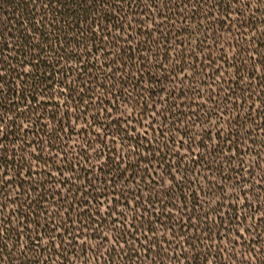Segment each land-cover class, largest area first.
Wrapping results in <instances>:
<instances>
[{
    "label": "trees",
    "instance_id": "trees-1",
    "mask_svg": "<svg viewBox=\"0 0 264 264\" xmlns=\"http://www.w3.org/2000/svg\"><path fill=\"white\" fill-rule=\"evenodd\" d=\"M108 2L112 4L109 9L97 8L96 11H87L83 0H62V2L61 0H35V2L34 0H0V37H2L0 39V48H7V44L13 41L23 44L24 36L30 35L29 29H40L45 34L40 37L41 40L45 43L50 40V45L47 47L46 52L40 53L39 60L35 61L39 64V67L34 69V77L38 76L40 80L25 77L29 85L40 84L42 87H46L47 90L43 101H41L39 95H36L35 98L29 95L32 92V88L25 89L23 94H21V89L18 86L16 91L10 89L6 93L7 100L4 101L5 108L10 107L9 101L16 106L13 109V112H15L13 118L18 124H27L31 131L29 132L28 129H25L23 132H19L13 122L10 121V130L3 139L16 140V135L14 134L19 132V136L23 141H40L43 150L41 151V148H37L36 151L40 152L42 157L38 162L41 171H46L51 167L52 172L56 173L60 166L61 160L52 161L48 156L49 152L58 153L61 158L67 153L68 158L71 160V168L78 172V177H83L85 187L87 188L85 180L87 176L92 177L94 185L100 186L92 195L101 201L109 196L108 192H104L103 195L100 194L103 188L107 186L102 181L113 179L112 172L107 168L102 174L99 168L85 172L84 169L90 167L87 162L88 157L84 156L80 164L77 165L75 152H73L71 147H66L64 143V141H67L68 145H73V142L77 140L83 143L84 137L87 136V132H82L79 137L77 136V132L80 131V126L83 125L84 120L75 121V115L69 114L75 107V101H80L79 110H83L88 104L94 105L87 110L88 113H91L96 111L95 105L100 103L96 97L103 93L104 104L112 109L113 116L119 115L116 108L126 112L128 109H132L135 104L134 116L139 115L141 111H145V120L150 118L148 115L152 110H156L159 120L167 124L165 131L171 129L168 135L176 140L181 137L185 138L186 142L191 144L192 155L196 151L200 152L198 156L202 154L203 158L199 162L202 165H198L194 160L191 164L184 165L182 161L174 160L175 157L173 155L165 156V160L169 161V163L179 161L176 162V165L187 170L182 173L184 179L190 183L175 186L173 191L168 194L167 199L162 198L161 192L147 190L148 185L145 186V189L142 186L141 192L142 190L149 191L155 200H160L158 202L160 205L165 203V207L162 208L163 211L167 209L177 210L176 207H173V203L178 207L181 201L187 197V207L193 210V222H196L198 217L202 218L205 211H207V221L201 219L198 228L186 227L185 225L181 228V231L188 228L189 232L186 235L183 234V237L192 239L196 248L208 257L207 261L198 258L197 264H261L259 258L256 260L251 259V262H247L246 257L249 256L251 258L256 253L247 252L246 250L243 256H240L237 251L230 253L228 259H224V253L217 251V244L220 243L223 246L227 243L221 239V234L227 233L229 224L235 226L243 220L244 224L255 226L254 231L250 230L247 232L250 236L248 240L243 237L244 243L252 242L255 249L264 251V223H260V220L255 221L256 218L254 216L256 213L253 214L255 209H260V211L256 210L260 215L261 211H264V208L261 210V201H264V188H261L260 193H258L259 199L256 198L257 201L252 203L251 207H248L245 211V206L240 208L234 199L231 202L226 198L225 190L219 182L212 183V181L204 177L205 186H194V182L190 181V179L192 177L191 174H194V171L201 166L205 172L212 171L217 179L233 182L234 176L239 175L236 167L233 168L237 161L229 163L226 158L222 159L217 156L222 154L221 148H223V152L231 151L232 154H236L239 157L243 156L245 154L244 150L252 145L254 149H258V152L255 153L254 150H249V152L257 157V166L260 171L263 170L264 113L257 116L255 115L256 113H252L244 118L240 112L244 104L239 103H264V81L258 82L259 74L253 76L249 73V68L252 67L253 61L264 54V31H262L264 30V8L254 9L255 3H251V0H248V6L243 9L242 13L237 10L241 16L237 15L234 7L229 8L231 17L243 20V25H241L235 22L230 24L224 19L226 15L225 8L228 7L225 0H219V8L212 6L208 0H191V2L189 0H164L162 2L161 0H121L118 4L114 0H108ZM256 2L260 3L261 0H256ZM78 3L80 4L79 7H77ZM44 4L48 5L46 9L43 7ZM185 4H187V7H185ZM209 7H212L211 13H208ZM96 12L100 14L97 15ZM209 14L215 19H207ZM42 15L43 22H41ZM50 19L57 22L55 28L49 27L47 22ZM92 20L98 21V25L97 23H89ZM160 21H163V23H158ZM197 25L199 30L195 27ZM78 30H83L84 34L80 35ZM249 32L251 34L255 33V35L249 38L247 34ZM72 33H76V35L73 36ZM149 33L151 34L149 35ZM37 35L39 36L40 32H37ZM62 40H70L72 43L65 44L61 51L78 50L86 47L94 54L95 59L93 55L87 57L86 73L81 72L77 75L76 72L71 71V68L79 63L74 59L61 60L59 64L55 63L52 49L59 48ZM77 40L80 41L79 44L76 43ZM8 50L11 51L12 49ZM8 50L5 49L4 54H9ZM222 50L227 57V63L220 59ZM38 51L33 50L28 53L26 48L16 49L15 57H9V59L12 64H17L22 55L27 54L35 57ZM232 51L233 54L238 53V55H235V59H233V54L230 56ZM249 53L252 54L251 57ZM145 56L149 62L148 70L137 72V67L141 66L140 60ZM112 60H115V63H112ZM154 60H160L167 67L162 68L158 65L153 67L152 62ZM176 60H180V63L185 66L184 73L180 72L179 66L173 70V64ZM213 61L212 67L217 65L221 67L222 77L220 73L213 75L212 68L206 66ZM231 64H235L236 67H230L229 65ZM121 65H123V69L117 71ZM188 65H192V67H188ZM4 66L7 68V63ZM62 67L63 71H61ZM80 67L84 68L85 65L80 64ZM237 68L240 69L239 73H237ZM260 69L264 72V66H260ZM11 71L13 73L12 79L9 77V84L13 83L15 85L16 76L14 70ZM113 72L115 73L114 76L112 75ZM189 72L193 73V76L185 78L183 83H181V76L187 75ZM69 75L75 79L78 89L83 88V92L79 96L73 94L71 100H66L65 96L58 95L59 90L65 87V84L58 81L61 79L66 81ZM88 76L93 77V79L88 82L87 87H84L81 81L86 80ZM149 76H155V79L150 80ZM165 76L169 78L164 79ZM45 77L50 79L45 80ZM138 78L143 79L141 84L137 86L136 80ZM221 79L225 81L223 90L218 87L221 84ZM146 84L150 86L148 89L144 88ZM249 84H251V87H249ZM106 88H110L111 91H105ZM90 89L91 91H89ZM36 91L39 92V89H36ZM137 91L143 94V98L139 99L138 103H135L138 99ZM127 92L132 93L131 99H127ZM209 92L212 93L211 96H209ZM117 94H119L117 103L127 102V108L123 107V104L116 103L113 105L111 103ZM163 100L168 104H155ZM200 100L215 104H209L210 107L206 105L194 106L193 103ZM38 101H40V104H37ZM62 101L69 104H59ZM182 101L190 104H171ZM228 101H233L231 103L234 104H218L220 102L229 103ZM25 105L28 106L25 107ZM261 105L264 108V104ZM158 106L163 108L159 111ZM18 109H23V112L21 113ZM213 110H215V114ZM161 111H163V115H159ZM191 112H195L196 115L189 120L188 114ZM220 112H223L224 116L228 118L227 121L221 119L224 136H227L230 131L234 133V136L228 137V139L232 140V144H228L223 136L217 135V128L213 127L214 116L218 117ZM181 113H184V115H181ZM205 113L208 114L207 117H205ZM37 114L41 119L39 123H33ZM9 115L12 114L9 113ZM100 115L103 120L107 113H101ZM172 115H175L177 119L173 120ZM85 119H88L87 115ZM193 120L199 121V123L192 124ZM73 121H75V126L67 127ZM133 123L135 124V120ZM174 123L176 127L172 126ZM45 124L54 126L57 129L63 127L67 135L61 133L60 139H56L52 134L51 128L45 127ZM156 127H159L158 123ZM197 127L205 128L199 134L196 130ZM192 133H196L194 139H190ZM93 135H95L94 130ZM153 135L158 134L149 131L148 136L152 138ZM161 137L163 140L159 138L158 148L161 155L168 153L172 147L177 146L168 141L166 136ZM89 139L91 140V138ZM201 139L203 143H201ZM53 141L55 146H53ZM218 141L219 144H217ZM165 142L168 143V148L164 147ZM208 145L216 146L217 152L209 154ZM146 150L145 148L141 151ZM186 150L188 151V149ZM27 151H31V148L29 147ZM75 151H80L79 144L75 146ZM88 152L92 156L95 154L91 152V149H88ZM8 155H11V152ZM81 155L83 154L81 153ZM100 159L103 160L106 157H101ZM44 160H49V164L45 165ZM95 163L96 161L93 160L92 164ZM144 163L147 162L145 161ZM164 165H166V168L169 166L168 163ZM68 168L69 165H65L64 177L70 174L73 175ZM85 173L86 176L84 175ZM262 174L258 180L262 178L261 181H264V170ZM124 175H127V173ZM138 175L134 182L139 179ZM58 177L60 176L53 175L49 179L46 176H34L33 180L37 181L38 185L33 184L31 187L28 184H25L22 188H18L16 184H13L8 189L0 186V202L4 203V206L0 208V219L9 217L10 220V216H16L17 220L12 222V226L17 230L22 228L26 233L21 237L23 244L31 243L32 245V250L27 251L25 254H18L16 253L15 245L9 251L0 242V247H3V252L0 253V261L3 264H71L73 254L82 255L84 261L88 263H90L88 260L89 254H91V260H94L95 264L114 263L115 257H112V254L105 255L106 258L104 259L99 256V252H94L89 246H83L79 249L69 247L66 253L64 249L53 248L45 252L42 246L38 247L34 241H30L29 238L31 236L40 234H44L41 245H43L45 239L48 240V233H51V224L47 222L48 213L51 214L53 222L59 223L61 219H66L70 230H76L79 225L88 223L91 227L87 231H91L96 225V217H92L89 220L88 215L81 217L77 211V208H79L91 214L96 210L95 207H89L88 204L80 202L84 197L76 190L79 187V183L70 181L68 184H60V186L63 185L62 187L70 189L72 192V195H67V200L65 201L62 191L55 188L59 181ZM210 177L208 176L207 178ZM76 180L80 181L79 178ZM122 182L118 180L115 192L111 193L112 197L119 196V198L124 199L123 196H120L119 189V185ZM12 188L16 189L15 193H12ZM202 188L209 190L208 196H205V192L200 190ZM25 191L28 193V199L39 200V203L33 204L30 208L27 203H21L17 207L10 202L13 199L24 201L23 193ZM38 193L43 195V199H39ZM92 195L87 196L88 203L96 205L97 201L92 199ZM5 196L8 197L7 200H5ZM204 200H207L208 203L201 204V201ZM169 201L172 204H168ZM45 204L51 205L52 208H47ZM255 204H257V208ZM213 208L216 211H213ZM151 213L152 211L149 210L147 213L148 217H144L145 224L152 218L157 217L156 214L152 216ZM218 213L222 215H218ZM161 217L168 220V223H163V225L167 224L172 230L180 227L177 221L169 219L168 216L166 217L162 214ZM182 219L181 224L184 222L187 224V217L182 215ZM154 224H152V227ZM146 228L144 231H146ZM191 230L193 231L192 233ZM62 232H64L63 229ZM174 232L181 236L180 232ZM205 232H207L206 236L204 235ZM52 234L60 235V233ZM94 234L96 233L94 232ZM81 236L83 237L84 235L81 234L80 238ZM195 237L200 239L197 240ZM12 239H15V234H13ZM68 239H71V237H68ZM78 240L74 242L76 247ZM11 242L12 240L8 241V243ZM185 243L187 245L190 242H185L184 240L183 244L185 245ZM206 245H210V247H205ZM238 247L239 245H237ZM158 250L160 252H157ZM188 250L191 252L193 249L189 248ZM162 251L160 243L154 244L151 251L146 253L145 257L147 258L144 257V259L150 260L151 264H192L191 261L185 258L187 253L180 257V260L170 261V257L163 255ZM140 252L139 250L130 251L131 254L134 253L136 255H132V259L137 258V253ZM144 259L138 262L132 260L128 264H147Z\"/></svg>",
    "mask_w": 264,
    "mask_h": 264
},
{
    "label": "snow or ice",
    "instance_id": "snow-or-ice-1",
    "mask_svg": "<svg viewBox=\"0 0 264 264\" xmlns=\"http://www.w3.org/2000/svg\"><path fill=\"white\" fill-rule=\"evenodd\" d=\"M35 2V0H34ZM62 2V0H61ZM115 3H120L121 0H114ZM162 2V0H161ZM191 2V0H189ZM209 3L212 4V6L219 8L220 3L219 0H208ZM83 3L86 6L87 11H96L97 8L99 9H109L112 4L108 2V0H83ZM225 3L228 5V7L225 8V17L224 19L228 21V23H238L243 25L242 19H236L234 17H231V13L229 11V8L234 7L235 11L240 10V12H243V9L248 6V0H225ZM251 3H255V8H264V0H261L260 3H257L256 0H251ZM80 4H77V7H79ZM43 7L46 9L48 7L47 4H44ZM185 7H187V4H185ZM212 12V7L208 8V13ZM97 15H99V12H96ZM238 16H241L238 14ZM207 19H215V17L211 16L210 14L207 16ZM41 22H43V15L41 16ZM48 25L50 28H55L56 21L53 19H50L48 22ZM89 23H97L98 21L92 20ZM131 27V25H129ZM197 30H199V26H195ZM30 35L24 36V43H18V42H11L7 44V48H0V186H2L5 189L11 188L13 184H16L18 188H22L25 184H28L29 187H31L33 184H37V181L33 180L34 176H41V177H48L51 179L53 175H59L60 179L57 182V186L60 184H68L71 181V176L68 177L67 180L64 179L65 174V165H69L68 170L72 171L73 175H76L78 177V172L71 168V160L68 158L67 153H65V156L63 158L59 157L58 153L49 152L48 156L51 158L52 161H56L58 159L61 160L60 166L57 169L56 173H53L51 170V167H49L46 171L40 170L39 161L42 159L40 152L36 151L37 148H41L40 141H23L21 137L19 136V132H23L25 129H28L30 132L31 129H29V126L27 124H18L16 120L13 118L15 116V112H13V109L16 107L14 104L9 101L10 107L5 108L4 107V101L7 100L6 93L9 92V90L16 91V87L18 86L21 89V94H23L25 89L32 88V92L29 93V95L33 96L35 98L36 95H39L41 98V101L44 99V95L46 92V87H42L40 84L37 85H29L27 83V80L25 77L28 78H34L35 80H40V77L35 76L34 77V69H37L39 67V64L35 61L39 60L40 53L46 52L47 47L50 45V40H47V43L41 40V36H44L45 34L40 31V29H29L28 30ZM80 32V35L84 34L83 30H78ZM264 31V30H262ZM37 32H40V35H37ZM67 34V33H65ZM151 33H149L150 35ZM73 36L76 35V33H72ZM253 36L255 33L252 34ZM59 38V37H58ZM2 39V37H0ZM72 41L70 40H62L61 45L59 48L52 49L53 56L55 57V63L59 64L61 60H76L79 63L75 65V67L71 68L72 72H76L77 75H79L81 72L86 73L87 71V57L89 55H93V58L95 59L94 54L91 52L90 49L84 47L80 48L78 50H64L61 51V49L64 48L65 44H71ZM77 44L80 43L79 40L76 41ZM14 46V47H13ZM26 48L28 53H31L33 50H39L35 57L32 55H22L17 64H12L9 57H15L14 53L16 49ZM5 49H12L11 51L8 50L9 54H4ZM99 51V49H97ZM235 55L233 54V59H235ZM251 53H249V56L251 57ZM220 59L224 60L227 63V57L223 54V50L221 51ZM5 63H7L8 67L5 68ZM112 63H115V60H112ZM148 60L145 56L140 60V67H137V72L142 70H148ZM213 62H210L207 64V67L212 68L213 75H216L217 73H220L221 77L223 73L221 72V67L217 65L216 67H212ZM80 64H84L85 67L81 68ZM160 66L162 68H166L167 66L162 64L160 60H154L152 62V66ZM54 66V65H52ZM179 66V70L181 73H184L185 66L180 63V60H176L173 64V70ZM230 67H236L235 64L229 65ZM260 66H264V54L259 56L257 59L253 61L252 67L249 68V73L253 76L258 75V82L264 81V72L260 71ZM188 67H192V65H188ZM123 69V65L120 66L117 71H120ZM14 70L16 80L15 85L13 83L9 84V77L12 79V73ZM61 71H63V67L61 68ZM240 69L237 68V73H239ZM198 74V73H197ZM59 75V73H58ZM112 75L114 76L115 73L113 72ZM187 76H193V73L189 72L187 73ZM168 76H165L164 79H168ZM50 79L49 77H45V80ZM93 77L88 76L86 80H82L81 84L84 87H87L88 82L91 81ZM143 78H138L136 80V85H140ZM150 80H154L155 76H149ZM211 79V77H209ZM241 79H243L241 77ZM59 83L65 84V87L61 88L58 92L59 96H65L66 100H71L73 97V94L79 96L83 92V88H77L75 79L69 75L67 80H59ZM181 83H183V80L181 79ZM225 81L221 79V84L218 85V87L223 90V84ZM149 85H144L145 89H148ZM249 87H251V84H249ZM36 89H39V92L36 91ZM91 91V89L89 90ZM105 91L110 92V88H106ZM126 91V90H124ZM137 100L135 103H138L139 99L143 98V94L139 91L136 93ZM199 95V93H197ZM212 93L209 92V96H211ZM15 98V97H14ZM132 98V93L127 92V99ZM97 100L100 101L99 105H95L96 111L88 113V108L93 107L94 105L88 104L83 110H79L80 108V101H75V107L71 110L70 115H75V121L84 120V123L82 126H80V131L77 132V136L79 137L82 132H87V136L84 137L83 143H80L79 140L74 141L73 145H68L67 141H64L66 147H71L73 152H75V155L77 156V165L80 164V161L83 160L84 156L88 157V164L90 165L89 168H85V172H90L94 168H99L100 173L102 174L105 170V168L109 169L113 174V179L102 181V183L106 184L107 186L103 188V190L100 192L101 195L104 194V192H108L109 196L107 198V203H103L99 200H97V197L92 195L95 193L99 185H94L92 182V177L87 176L85 178L87 188L85 187L84 181H79V187L76 188L78 192L81 193V195L84 197L83 200H81V203L88 204L89 207H95V211L91 214L87 213L83 209L77 208V211L81 217L88 215L89 220L92 219V217H96V227L93 228V232H95L99 239L96 241L95 244H92L91 247L98 249L100 247H103L105 243L110 244V246L115 249L119 248L120 252L127 255L128 251L135 252V248L133 247L134 244L138 245L139 247L143 248V253H137V258H140L144 256L145 253H149L153 247L154 244H157L158 241L154 240L153 237L157 235V228L152 227V224L154 223L152 220H149L147 224L144 223V217L147 215L149 209H152L155 211V199L149 195V196H143L141 192L142 182L145 175H148L149 173L154 175H159V186L160 191L162 193V198L167 199V196L169 193L173 191V188L177 186L178 184L183 183H190L189 181H186L184 177L181 175L182 172L187 171L186 169L180 168L178 165L169 163V161L165 160V156H172L173 154L179 161L189 160L193 161V155H192V149L191 144L186 142L183 137H181L179 140L174 139L172 136L168 135V132L171 131V129H168V131H165L167 129V124L164 123V121L159 120V116L156 110H152L151 112V118L149 120H145V111H141L139 115L134 116L135 111V104L132 109H129L128 111H121L120 108H116V111L119 113L118 116H113L112 109L108 108L104 104V94L101 93L100 96L96 97ZM119 101V94H117L116 98L111 101L113 105H115ZM40 103V101H38ZM63 103V102H62ZM30 104V101H29ZM28 105H25L27 107ZM41 106H43L41 104ZM123 107L127 108V102L123 104ZM255 110V109H253ZM21 113L23 112V109H18ZM214 114H215V110ZM261 113H264V108L260 109ZM11 113L12 115H9ZM101 113H107V115L101 119ZM163 111L159 113V115H163ZM88 116V119H85V116ZM181 115H184V113H181ZM195 112H191L188 114V119L191 120L192 116H195ZM207 113H205V117H207ZM53 118L55 119V116L53 114ZM41 117L37 114L36 120L33 121V123H39ZM172 119L176 120L177 117L175 115H172ZM224 119L227 121V117L224 116L223 112H220L217 121L212 122L213 127H217L219 120ZM135 120V124L133 121ZM12 121L13 125L19 130V132L15 133L16 140L10 141L9 139H3L8 134L10 128H9V122ZM75 121L72 122V124L67 125V127H74ZM107 121V122H104ZM159 124V127H156V124ZM199 121L193 120L192 124H197ZM115 125V127H113ZM94 126H97L94 128ZM173 127H176V124L174 123L172 125ZM191 126V125H190ZM45 127H50L53 136L56 137V139H60L61 133H64L67 135V133L64 132V128L61 127L57 129L54 126H51L49 124H45ZM223 125H219L217 127V135H221L224 137V139L227 141L228 144H232V140L228 139L229 136H234V133L231 131L227 134V136H224L223 133ZM93 130L95 131V135H93ZM149 131L153 132L154 134L152 138H149L148 133ZM187 135V133H185ZM27 135V133H25ZM207 135V133H205ZM161 136H166L168 141H171L172 144L178 145L175 149H170L168 153H165L164 155H161L158 148H159V138ZM196 136V133H192V136H190V139H194ZM91 138V140L89 139ZM147 140V144L145 141ZM119 141V143H117ZM201 143H203V140L201 139ZM79 144L80 151H75V145ZM219 144V141L217 142ZM155 145L156 147H153ZM53 146H55V142L53 141ZM31 148V151H27L28 148ZM164 147L168 148V143H164ZM210 149V153H216L217 147L214 145H208L207 146ZM147 149L146 151H141L142 149ZM180 148H186L188 151L186 153L180 152ZM88 149H91L92 153H95V156H92L89 154ZM43 149L41 148V151ZM220 151H223V148L220 149ZM9 152H11V155H8ZM81 153L83 155H81ZM101 157H106V159H100ZM225 157L229 163L233 160L234 156L231 153V151L225 153ZM203 158L202 154L200 156H197L194 158L195 163H199L200 160ZM95 160L96 163L92 164V161ZM147 161L148 163H144ZM158 162L160 164V168L164 167L165 163H168V168L165 169V172L167 173V176L171 179H168L166 182L165 175L160 174L159 170L157 168H150L149 166L154 162ZM44 164H49V160H44ZM207 167V165H205ZM176 173L173 175V173ZM125 173H128V175H124ZM137 174L141 175V182H133L129 183L130 181H135V178ZM211 179L212 183H214V178H207ZM123 181L119 185L120 187V196H123L125 201V206L123 209H118L117 206L120 204V198L119 196L115 197L113 200L111 193L115 192L118 184L117 182ZM243 182V181H241ZM157 181H155L153 178H149V185L153 190L156 188ZM201 191L205 192V196H208L209 190L208 189H200ZM16 189L12 188V193H15ZM25 200L20 201L19 199H13L10 201L17 207L21 203H27L29 207L31 208L33 204H38L39 200L36 199H28V193L25 191L23 193ZM67 195H72L71 190H67ZM67 195L64 197L65 201L67 200ZM92 195V199L96 200V205H91L88 203L87 196ZM39 199H43V195L41 193H38ZM143 197V202H142ZM8 197L5 196V200H7ZM251 199V198H249ZM259 199V197H257ZM187 197H185V200L181 201V204L179 205V211L177 213V219L180 218V214L183 213L187 217V224L190 227L198 228L200 226V220L203 219L204 221H207L208 219V213L205 211L204 216L198 217L196 222H193L192 218V209L187 207L186 203ZM103 203V206L100 205ZM208 203L207 200L201 201V204ZM129 204H131V207L129 208ZM4 206L3 202H0V208ZM71 206V205H70ZM173 207H177L175 203H173ZM248 207H251L250 203L248 205H245V211ZM143 209V212L139 211V209ZM261 208H264V201H261ZM213 211H216L215 208L212 209ZM260 211V209H257ZM168 211V218L172 219L171 215V209H167ZM128 212L131 213V215H128ZM48 220L47 222L51 224V233H48V240L44 241L43 245H41V241L43 240L44 234H40L38 236L34 235L31 236L29 239L30 241H34L35 245L40 247H43V250L47 252L50 248L53 249H64V252L66 253L69 247H75L74 242L78 239H80V235H84V239L80 240V245L83 246L88 240L87 236V229L91 227L88 223H83L79 225L78 229L76 230H70L69 225L67 224L66 219H61L59 223L53 222L51 220V214L48 213ZM59 215V213H58ZM218 215H222L221 213H218ZM111 218V219H110ZM110 219V223L105 225L107 227V231H104L103 228L100 227L101 224H103L105 221ZM156 219H159V213L157 214ZM17 220L16 216H10L6 217L5 219H0V242H2L3 246H6V248L11 251L13 246H16V253H26L27 251L32 250L31 243L29 244H23L21 237L25 235L26 233L21 228L20 230H17L14 226H12V222ZM7 221V226H6ZM18 222V221H17ZM219 223V222H217ZM260 223H264V211H261V218ZM183 226V225H182ZM147 227L148 231L145 232L144 229ZM167 233H170L167 237V246H171L172 244H180V240L184 239L185 242L189 241L190 243L186 246H181V252L187 253L185 256L186 259L192 262V264H197L198 258L202 259L204 261L208 260V257L203 255L202 252L196 248V245L192 242V239H185V237L180 236L179 234L173 232L172 228L169 227L167 224L163 226ZM62 229L64 232H62ZM255 226L251 224H244V221L241 220L238 224L235 226H232L231 224L228 225V231L226 234H221V239L223 241H226L223 246H221L220 243L217 244V251L220 253H224V259L229 258L230 253H235L237 251L241 252V255H244L245 250L247 252H255L256 254L251 257L252 260H256L259 258L261 260V264H264V251L255 249L254 243L250 242L248 244L244 243L243 237L246 236V233L248 231H254ZM34 231V230H33ZM66 232V234H64ZM52 233H60V235H54ZM79 233V234H78ZM103 233V234H101ZM151 233V235H149ZM13 234H15V239H12ZM204 235H207V232L204 233ZM126 236H130L131 239H125ZM161 237L165 236L164 232L160 233ZM68 237H71V239H68ZM195 239L199 240V237H195ZM9 240H12L11 243H8ZM123 241V243H121ZM202 242V241H201ZM128 245V249H125L124 245ZM237 245L240 246V248H237ZM205 247H210V245H206ZM189 248L193 249L191 252H189ZM3 252V247H0V253ZM147 258V257H145ZM47 262V261H46ZM0 264H3L2 261H0Z\"/></svg>",
    "mask_w": 264,
    "mask_h": 264
},
{
    "label": "rangeland",
    "instance_id": "rangeland-1",
    "mask_svg": "<svg viewBox=\"0 0 264 264\" xmlns=\"http://www.w3.org/2000/svg\"><path fill=\"white\" fill-rule=\"evenodd\" d=\"M162 1H164V0H162ZM142 20H147V19H142ZM158 23L162 24L163 21H160ZM247 34L249 35V38H251L252 34L250 32L247 33ZM227 38L229 39V37H227ZM232 54H233V51L230 52V56H232ZM260 71H262V70L260 69ZM185 78H190V76L187 77V75H185V74L181 76V79L182 80H185ZM62 102L59 103V104H69V103H67L65 101H62ZM228 102L229 103H227V102H220L218 104H234V103H231L233 101H228ZM37 104H40V103H37ZM117 104H124V103H117ZM128 104H132V103H128ZM155 104L166 105L168 103H166L163 100L162 102L155 103ZM171 104H190V103H186L185 101H182V102L171 103ZM193 104H194V106L197 105L198 107L199 106H203V105H206L207 107H210L209 104H215V103H209V102H205L203 100H200V101H197V102H195ZM239 104H244L243 107L240 110V112H241V114H242V116L244 118L245 117H248L252 113H254V114L256 113L255 114L256 116L258 114H262L260 112V109L262 108V105L261 104H264V103H261V102H257V103L251 102L250 103V102H248V103H239ZM253 104H255V105L252 106ZM158 107H159V111L163 108L162 106H158ZM253 109H255V110H253ZM148 116H150V118H151V113H149ZM214 117H215V119H214L213 122L217 121V117L216 116H214ZM149 119H146V120H149ZM221 123L222 122H221V119H220L217 127H219V125H221ZM217 127H214V128H217ZM204 128L205 127H199V128L197 127L196 130L199 132V134H201V131ZM149 138H151V137L149 136ZM179 139L180 138H177V140H179ZM183 139L186 141L185 138H183ZM160 140H163V138L160 137ZM117 143H119V141ZM145 143L147 144V142H145ZM153 147H156V146L153 145ZM176 147H178V145L175 146V147H172V149H175ZM249 150H254L255 153L258 152V149H256V148L254 149V147L252 145H250V146H248L244 150L245 154L243 156H239L238 157L236 154H233L234 160H232V161H237V164L234 165L233 168L236 167L237 171L239 172V175L238 176H234V178L232 179L233 182L227 181V180L221 181L220 179H217L215 177V174H213L212 171L205 172L204 171V168H202L201 166H199L194 171V174L193 173L191 174L192 177H191L190 181H193L194 182V186H196V185L205 186L204 177H208V176L210 177L211 176L210 178H214V181L215 182H219V184H222V187L225 190V193L224 194H225L226 198H228V200H230L231 202L235 200L236 204H239L240 208H242L245 205H248L249 203H250V205H252V203H255V201H257L256 198L258 197V193H260V189L261 188L262 189L264 188V181H261L262 178L258 180V178L261 175H263L262 174V171L264 170V167H263V170H261V171L259 170L260 168H258V166H257L258 165L257 157L255 155H252L249 152ZM180 152L186 153L187 150H186V148H180ZM226 152L227 151H225V152L222 151V154L221 155L218 154L217 156L221 157L222 159H225L226 158L225 157V153ZM199 154H200V152L199 151H196V153L193 154V160ZM93 156H95V154ZM173 156L175 157L174 154H173ZM174 160H177V158L175 157ZM176 162H179V161H174L173 164H176ZM182 162L185 165V164H191L193 161L184 160ZM198 165H202V164L201 163H198ZM255 166H257V167H255ZM149 167L150 168H157L159 170L160 174L165 175L166 182H167L168 179H171L170 177L167 176V173L165 172V169H167L166 168V165H164L163 168H160V164L157 163L156 161H154ZM84 175L86 176V173ZM127 175H128V173H127ZM181 175L183 176V173H181ZM55 176H57V175H55ZM69 176H71V178H72L71 179V182L77 183L78 182V180H76L77 178H79L80 181H83V177L81 178V177H77L76 175H71V174L70 175H66L64 177V179L67 180ZM138 176H139V179H137V181H136L137 183L141 182V179H140L141 178V175L139 174ZM150 177L153 178L155 181H157L156 188H155L154 191L161 192L160 191V186H159V183H158L159 180H160V176L159 175H154V174H151V173H149L148 175H145L144 176V180L142 182L143 188L145 189V186L148 185L149 187H148L147 190H153L151 188V186L149 185V178ZM58 178L60 179V177H58ZM209 180L212 181L211 179H209ZM241 181H243V182H241ZM132 182H134V181H130L129 183H132ZM62 186H60V185L59 186H55V188H57V190H61L62 193H63V195L66 196L68 189L67 188H64ZM142 194H143V196H149V195H151L149 191H143V190H142ZM115 197H112L113 200L115 199ZM249 198H251V199H249ZM232 199H234V200H232ZM159 201L160 200H158V199L155 200V202H157V204L154 205L155 211H153L152 209H149V210L152 211V213H151L152 216H153V214H156V216H157V214L159 213V219L158 220L156 218H152V221L155 223L153 225V227L154 228H157V235L155 237H153V239L156 240V241H158V244L160 243V247L163 250L162 251V254L163 255H166L167 257H170V261L180 260V257H183L184 254H185L184 252H181V246H185L183 244L184 239H181L180 240V244L179 245L172 244L171 246H167V237H168V235H170V233H167L166 232L165 228L163 227L164 226L163 223H168V220L162 218L161 216H162V214H164V216L167 217L169 214H168V211L167 210H165V211L162 210V208L165 207L164 206L165 203L163 205H160L158 203ZM101 202L107 203V198H103L101 200ZM103 203L100 205L101 207L103 206ZM125 203H127L125 201V199H121L120 198V204L117 206V208L118 209H123L124 206H125ZM168 204H172L171 201H169ZM45 206L47 208H50V209L52 208V206L49 205V204H45ZM130 207H131V204H129V208ZM255 207L257 208V204H255ZM176 209L177 210H173V211L171 210L172 220L177 221L178 224L180 225V227L179 228H175L173 230V232L174 231L180 232L181 236H183V234L186 235L187 232H189V230L187 228V229H183L181 231V228H183L184 225L187 227L188 224H186L185 222L181 224V220H183L182 219V215H184V214L181 213L180 214V218L177 219V213L179 211V206L176 207ZM52 210H55V209H52ZM256 210L257 209L253 210L254 211L253 214L256 213L254 217L256 218L255 221L256 220L258 221V220H260L261 215ZM261 210H263V209L261 208ZM140 211L143 212V209L141 208ZM128 215H131V213L128 212ZM184 216H186V215H184ZM146 217H148V214L146 215ZM110 219L107 220V223L104 222L103 224L100 225V227L103 228L104 231H107L108 230L105 225H107V224L110 223ZM95 227H96V225H95ZM95 227H93V228H95ZM192 230H191V233L193 232ZM147 231H148V229L146 228V231L145 232H147ZM161 232H164L165 233V236L164 237H161L160 236V233ZM101 234H103V233H101ZM149 235H151V233H149ZM87 236H88V240L85 243V245H83V246H89L90 249L93 250L94 252H99V256L100 257H103L104 259L106 258L105 255L112 254V257H115L113 264H128V262L129 261H132V260L134 262H138L139 260L144 259V257L146 256V253H145L144 256L140 257V259H138V258L132 259V255L133 256H136V255H134V253L131 254L130 251H128L127 252V255H125V254H123V253L120 252L119 248L113 249L110 246V244H108V243H105L103 247H100L98 249L92 248L91 245L96 243V241L99 239V236L97 234H94L93 230L87 231ZM244 238H246L247 240L250 238V236L248 235V233H246V236ZM83 239H84V236L83 237L81 236V238L77 241V247L75 246L74 249H79L80 247H83V246L80 245V240H83ZM125 239H131V237L130 236H126ZM185 239H186V237H185ZM46 240L47 239H45V241ZM121 243H123V241H121ZM124 247H125V249H128L129 246L125 244ZM133 247L135 248V250H137V251L139 250V251H141L140 253H143V248L142 247H139L136 244H134ZM239 248H240V246L238 247V249ZM157 252H160V251L158 250ZM238 252H239L238 254L240 256H243V255H241V252L240 251H238ZM88 260L90 261V263L84 261V258L82 257V255H80V254L79 255L78 254H73V256L71 257V264H95V261L94 260L93 261L91 260V254H89ZM144 261L147 264H151L150 263V260L144 259ZM246 261L247 262H251V258L249 256H247L246 257Z\"/></svg>",
    "mask_w": 264,
    "mask_h": 264
}]
</instances>
